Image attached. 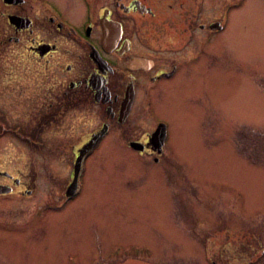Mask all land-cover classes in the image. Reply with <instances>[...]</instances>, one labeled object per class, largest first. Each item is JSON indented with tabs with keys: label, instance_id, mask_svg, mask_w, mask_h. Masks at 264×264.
<instances>
[{
	"label": "flooded vegetation",
	"instance_id": "obj_1",
	"mask_svg": "<svg viewBox=\"0 0 264 264\" xmlns=\"http://www.w3.org/2000/svg\"><path fill=\"white\" fill-rule=\"evenodd\" d=\"M246 1L0 0V238L11 234L15 243L28 241L32 233L48 230L42 226L50 219L46 215L62 213L60 219L77 208L71 203L82 194L85 165L103 147L118 148L111 138L158 163L168 149L169 124L156 106L173 105L169 95L177 80L208 70L218 74L217 63H208L207 50L217 52V38L227 30L231 11ZM158 130L161 144L152 140ZM97 135L69 191L79 151ZM13 161L23 167L13 171ZM50 163L71 165L67 183L55 199L43 194L42 204H28L39 192L38 181H53V173H43L44 178L34 166ZM12 200L20 204H9ZM164 211L169 222L159 225L161 231L169 237L176 231L185 240L170 223L171 206ZM223 219L213 228L199 222L193 227L195 233L211 229L204 233L205 250L198 260L264 264V221L259 227L253 221ZM178 226L183 230L186 221ZM144 228L134 233H154ZM83 229L88 251L81 256L67 252L61 264H190L189 255L174 258L144 243L117 240L114 233L120 230L106 224ZM222 237L229 239L221 243ZM37 245L27 243L29 248ZM7 259L41 263L32 254Z\"/></svg>",
	"mask_w": 264,
	"mask_h": 264
},
{
	"label": "rangeland",
	"instance_id": "obj_2",
	"mask_svg": "<svg viewBox=\"0 0 264 264\" xmlns=\"http://www.w3.org/2000/svg\"><path fill=\"white\" fill-rule=\"evenodd\" d=\"M217 41V52H208L214 50L208 48L206 55L208 63H217L218 74L208 70L190 80H177V89L169 95L173 105L161 102L156 106L157 114L169 124L165 147L170 151L164 150L158 163H154V156L138 157L111 138L118 148L103 147L85 165L82 194L71 203L79 206L64 218L58 219L62 213L46 215L50 219L42 226H49L48 230L32 233L28 241L15 243L11 234L4 235L0 238V264H12L6 261L8 256L22 259L24 254L35 255L41 260L39 264H61L67 252L81 256L89 249L82 226L90 224L118 228L120 231L114 233L117 240L144 243L156 252L172 253L174 258L189 255L190 264H204L198 259L205 250L204 233L211 230L205 228L215 227L217 219L225 216L226 221H253L261 226L264 0H247L231 11L230 24ZM10 166L13 171L23 167L15 161ZM34 167L42 174L53 173V181H38L39 192L28 204H42L43 194L55 199L67 183L71 165ZM9 204L20 203L12 200ZM166 205L171 206L170 223L184 234L185 240L176 231L173 237L161 231L159 225L169 222ZM185 221L187 227L182 230L178 225ZM197 222L205 228L195 233ZM144 227L154 233H134L147 229ZM228 239L222 237L219 242ZM27 243L39 245L29 248Z\"/></svg>",
	"mask_w": 264,
	"mask_h": 264
},
{
	"label": "water",
	"instance_id": "obj_3",
	"mask_svg": "<svg viewBox=\"0 0 264 264\" xmlns=\"http://www.w3.org/2000/svg\"><path fill=\"white\" fill-rule=\"evenodd\" d=\"M100 138V135H97L95 137H93L86 145H84L82 147V149L79 151V157L77 159V162L76 164L74 165V168H73V174H74V181L73 183L69 186L68 190L69 191H73L74 189V186H75V180L77 178V175L79 174V171H80V166H81V159L83 157V155L85 153H87L89 150H91L95 144L98 142ZM152 140L153 141H156L158 143L161 144L162 140H163V134H162V131L158 130L157 132H155L153 135H152ZM159 144V145H160Z\"/></svg>",
	"mask_w": 264,
	"mask_h": 264
}]
</instances>
